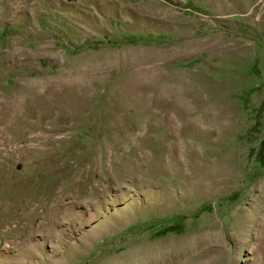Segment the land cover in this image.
<instances>
[{
    "label": "rangeland",
    "instance_id": "obj_1",
    "mask_svg": "<svg viewBox=\"0 0 264 264\" xmlns=\"http://www.w3.org/2000/svg\"><path fill=\"white\" fill-rule=\"evenodd\" d=\"M0 264H264V0H0Z\"/></svg>",
    "mask_w": 264,
    "mask_h": 264
},
{
    "label": "bare ground",
    "instance_id": "obj_2",
    "mask_svg": "<svg viewBox=\"0 0 264 264\" xmlns=\"http://www.w3.org/2000/svg\"><path fill=\"white\" fill-rule=\"evenodd\" d=\"M3 113H4V112H3ZM5 113H6V112H5ZM5 113H4V114H5ZM5 115H6V114H5ZM2 116H3V115H2Z\"/></svg>",
    "mask_w": 264,
    "mask_h": 264
},
{
    "label": "trees",
    "instance_id": "obj_3",
    "mask_svg": "<svg viewBox=\"0 0 264 264\" xmlns=\"http://www.w3.org/2000/svg\"><path fill=\"white\" fill-rule=\"evenodd\" d=\"M167 1H169V0H167Z\"/></svg>",
    "mask_w": 264,
    "mask_h": 264
}]
</instances>
